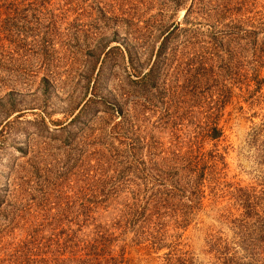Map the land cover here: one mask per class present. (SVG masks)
<instances>
[{
    "label": "rangeland",
    "instance_id": "obj_1",
    "mask_svg": "<svg viewBox=\"0 0 264 264\" xmlns=\"http://www.w3.org/2000/svg\"><path fill=\"white\" fill-rule=\"evenodd\" d=\"M192 1L0 6V264L84 217L114 230L120 264H243L251 247L264 262L247 211L264 207V0ZM186 70L230 90L219 139L198 134L209 88L182 87ZM191 148L223 155L198 194Z\"/></svg>",
    "mask_w": 264,
    "mask_h": 264
},
{
    "label": "trees",
    "instance_id": "obj_2",
    "mask_svg": "<svg viewBox=\"0 0 264 264\" xmlns=\"http://www.w3.org/2000/svg\"><path fill=\"white\" fill-rule=\"evenodd\" d=\"M17 1L22 0H0V6L6 5L7 7L12 6ZM194 1V0H193ZM192 1V2H193ZM198 9L206 8L207 5L211 3L209 0H197ZM30 3L31 0H28ZM43 4V2L39 3ZM226 4H221V2L217 3V6H221L223 8L218 7L217 9H225ZM191 7V6H190ZM221 11V10H220ZM209 14V13H208ZM213 35V34H212ZM213 43L217 44L215 41ZM163 47L157 51V60L155 62V66L160 61V52ZM131 67L133 71L137 72L136 66L132 65ZM189 70V69H188ZM185 71L184 75V83L182 87L184 88H209L207 92L203 93V98L206 102L207 106H204L205 111V123L203 125L197 124L200 133L203 136L209 137L211 139H219L223 134L222 126L218 125L219 115L222 113V109L227 101V91L229 89L225 88H216L215 90L212 88V84L209 83L207 77L204 79L201 77V71ZM155 75L152 72V69L144 72L138 78H135L136 87L144 88L146 86L147 81L150 79H154ZM212 78H214L212 76ZM263 78L256 79V88L261 87V83ZM188 91V90H186ZM186 91L182 89V92ZM197 93V99L200 102L199 106H203L204 100L202 101L200 98L202 97L200 91H193L191 93ZM94 94V92H93ZM228 94V95H229ZM199 95V96H198ZM111 102L107 104L111 107ZM114 105V103H112ZM113 108V107H112ZM116 109V108H115ZM196 141V139H194ZM216 149H211L207 152L201 151L199 148L190 149L188 155H180L179 157L186 161L187 163L182 165V169L186 167V184L189 185L191 193L198 194L202 189L201 186L203 184V179L205 178L206 171L208 168L213 169L215 167V162L217 159L223 157ZM207 158H206V156ZM178 156V154H177ZM210 161V163H208ZM249 205L248 212H253L257 216L256 222L259 223V228L262 232L257 234V240L260 243L264 242V207L262 208L263 214H260L258 211ZM88 215L86 212L85 215ZM56 218V217H55ZM88 217H84L83 221L78 224L76 229H72L70 227H62L58 230H51L50 233L41 234L40 236L32 235V239L26 242V250H24L25 258L21 264H120L123 260V246H119L116 250L114 245H116L117 235L114 234V230H110L109 227H106L101 222H97L94 225V229L92 230V234L85 233L81 231V228L85 224L88 226ZM58 220V217H57ZM69 220H67L68 222ZM42 224V222H40ZM40 228L38 227L37 230ZM79 231L81 233H79ZM262 239V240H261ZM256 241H253L251 236L249 237L248 246ZM262 242V243H263ZM259 252L254 251V248L251 247V250L246 251L244 256H248L246 263L243 264H263L264 262H260L256 256H259ZM231 260V261H230ZM231 264H240L234 258L227 259Z\"/></svg>",
    "mask_w": 264,
    "mask_h": 264
}]
</instances>
